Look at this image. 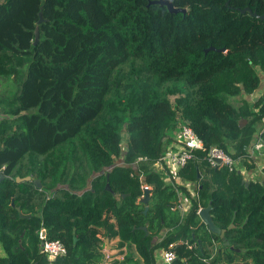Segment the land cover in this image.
Returning <instances> with one entry per match:
<instances>
[{"label":"trees","instance_id":"16d2710c","mask_svg":"<svg viewBox=\"0 0 264 264\" xmlns=\"http://www.w3.org/2000/svg\"><path fill=\"white\" fill-rule=\"evenodd\" d=\"M171 3L184 10L152 0H0V77L18 87L0 96V264L45 262L43 230L66 247L52 264H101L105 237L120 249L117 264H155V249L169 244L171 264H235L234 255L264 264L262 180L206 158L217 146L252 166L246 145L264 116V0ZM256 67L259 94L233 104L230 96L258 88ZM169 82L181 86L161 88ZM179 123L202 141L176 173L191 191L153 167ZM259 137L264 145V126ZM204 206L222 237L200 219Z\"/></svg>","mask_w":264,"mask_h":264},{"label":"built area","instance_id":"2783aa9c","mask_svg":"<svg viewBox=\"0 0 264 264\" xmlns=\"http://www.w3.org/2000/svg\"><path fill=\"white\" fill-rule=\"evenodd\" d=\"M176 137L177 144L174 146H169L165 150V152L161 156H159V158L153 163V166H160L161 169L163 167L165 170H168V172H170L174 177L178 176L176 174L177 170L182 167L184 163L190 158L192 151L194 149L200 148L202 145L201 139L193 132L189 125L184 123H179ZM125 148L126 143L124 144V149L122 148V155L119 157L120 159H122L123 157ZM254 153H258L261 157L257 164L258 168L260 169V167L264 163V145L261 142L259 136L251 144V146L247 148L248 156L253 158ZM206 158L211 166L224 165L228 170H240L239 160L232 157L223 149L217 146H210L208 148L206 152ZM215 159H219V161L217 162L215 161ZM131 165L135 166L134 163ZM175 183L183 184V182H178V177H176ZM145 187H148V185H144V188ZM180 206L181 203H179V209L181 210ZM39 236L41 238L40 250L44 254L45 258V262H43L44 264H52L53 260L66 252V247L61 240L48 239L45 237V232L43 231L39 232ZM170 245L171 244H169L167 248H160L158 252L163 264H171V259L174 257V252L170 249ZM107 256V254L106 256H104L105 259L107 258Z\"/></svg>","mask_w":264,"mask_h":264},{"label":"rangeland","instance_id":"374dc122","mask_svg":"<svg viewBox=\"0 0 264 264\" xmlns=\"http://www.w3.org/2000/svg\"><path fill=\"white\" fill-rule=\"evenodd\" d=\"M256 70L258 71V73H259V75H260V83L258 84V88L261 86V83H262V77H263V72L259 69V68H257L256 67ZM173 84V83H172ZM172 84H171V82H169V83H167L164 87H161V88H163V89H166V88H170L171 86H172ZM180 83H174L173 84V87H175V89L176 90H178L179 88H180ZM172 87V88H173ZM258 88H256V89H258ZM17 89H18V87H17V82L16 81H14V80H12V79H10V78H5V77H0V96L1 95H5V96H10V95H12V93H14V92H16L17 91ZM175 90V91H176ZM168 96L169 97H171V98H173L174 97V94H168ZM242 96H245L244 97V99H246V101H250V98H248V95H245V93H240L239 95H236V96H230L229 97V100L233 103V104H238L239 102H240V98L242 97ZM248 99H247V98ZM243 121H244V119L241 121L242 123H243ZM175 129H174V131H176L175 133H177V128H176V126L174 127ZM124 141L122 142V146H121V148H123L124 149ZM167 148L165 147V149H164V152H165V150H166ZM163 152V153H164ZM117 162H122V159H120L119 157L117 158V160H116ZM154 167V169H160V166H153ZM161 167H162V165H161ZM162 169H163V173L161 174V175H163V176H166L167 177V179H165L164 181H167V182H175V179L173 180V178L171 177V174L167 171V170H165L163 167H162ZM182 178V177H181ZM184 179V178H183ZM185 180V179H184ZM178 182H181L179 179H178ZM183 182V184H185V186H186V188L189 190V191H191L192 190V182H190V181H182ZM181 182V183H182ZM182 195L183 193L182 192H180L179 191V195ZM164 230V228H162L161 229V231H163ZM154 239H156V238H154ZM107 244L109 245V244H112V246H111V248L110 247H106L105 246V244H104V246H103V249H104V253H107V255L109 256H107V258L105 259V257L103 258V260H102V264H104V263H106V264H116L117 263V261L118 260H120L119 259V257H118V255H117V252L118 251H120V249L117 247V244H116V241L115 240H110L109 241V239L107 240ZM218 245V244H217ZM156 250V249H155ZM134 251V250H133ZM223 251H225V252H227V251H229V248L228 247H223ZM157 252V251H156ZM155 252V253H156ZM1 254H3V249H2V247H1V245H0V255ZM134 254H136V252L134 251ZM112 260H115L114 262H112ZM241 262V260L237 257V256H235L234 255V257H233V263H240Z\"/></svg>","mask_w":264,"mask_h":264},{"label":"crops","instance_id":"0c3cea01","mask_svg":"<svg viewBox=\"0 0 264 264\" xmlns=\"http://www.w3.org/2000/svg\"><path fill=\"white\" fill-rule=\"evenodd\" d=\"M259 92H260V87L258 88V89H255L253 92H250V93H245V95H248V98H250V100L251 99H254L258 94H259ZM243 98L245 97V96H242ZM247 98V97H246ZM247 98V99H248ZM264 126V116H262L261 118H259V119H256L255 121H254V123H253V128H254V131H253V133H252V137L250 138V141H249V144L248 145H246V149L248 148V147H250L251 146V144L256 140V138L259 136V132H260V130L262 129V127ZM176 131H174L173 132V136H172V139L170 140V142L166 145V148H168L169 146H171V145H176L177 144V142H176V135H177V133H175ZM261 159V157H260V155L258 154V153H254V156H253V158H252V166H250L249 168H244L243 166H241L240 165V172L242 173V175H243V177L245 178V179H247V178H258V179H260V180H264V174L261 172V170L258 168V162H259V160ZM158 172H160V174L161 173H163L164 171H163V169H156ZM168 171V170H167ZM170 173V172H169ZM171 174V173H170ZM171 177L173 178V180L174 179H176V177H178V179L182 182V181H185L183 178H181L180 176H173L172 174H171ZM162 178H163V180H165V179H167V177L166 176H163L162 175ZM165 182H167V181H165ZM179 200L181 201L180 203H181V211H185L186 209H187V207H188V200H187V198L185 197V195L184 194H180L179 195ZM164 231H165V229L163 230V231H159L156 235H154L153 236V238H156V239H159V238H161L162 236H163V233H164ZM110 241V240H109ZM104 242H105V246L108 248V247H110L111 248V246H112V244H107V240H106V238H104ZM218 243L217 242H215L214 243V247L215 248H218V245H217ZM159 250H160V248H157L155 251H154V258H155V264H163L162 263V261H161V259H160V257H159ZM157 251V252H156ZM156 252V253H155ZM106 254L107 253H105V256H106ZM117 255H118V253H117ZM118 257H119V259H121V255H118ZM115 260H112V262H114ZM102 263V262H101ZM42 264H44V263H42ZM117 264V263H116Z\"/></svg>","mask_w":264,"mask_h":264},{"label":"water","instance_id":"95a60500","mask_svg":"<svg viewBox=\"0 0 264 264\" xmlns=\"http://www.w3.org/2000/svg\"><path fill=\"white\" fill-rule=\"evenodd\" d=\"M153 2H158L159 4H165L166 5V7H167V9L169 10V11H183L184 10V8H182V7H175V6H173L172 5V3H171V0H152ZM241 11H244V10H248L249 11V13H251V14H254V15H257V14H255L254 12H252L247 6H244L243 8H241L240 9ZM39 20L38 21H40L41 20V12H39ZM259 17H264V13L263 14H260V15H258ZM38 29H36L35 30V39H34V41L38 38ZM220 49H222V48H220ZM255 99V98H254ZM240 124H242V122L240 123ZM215 161H219V159H215ZM29 179H31V176L28 174V175H24V176H16V180L17 181H20V180H29ZM34 182H35V184H36V186H38V187H40L41 186V182H40V179L39 178H35L34 179ZM262 183L264 184V180H262ZM149 190H150V188L149 187H145L144 188V194H143V196L140 198V201L141 202H143V203H147V201H148V199H149ZM16 209L17 210H20V207L19 206H16ZM147 210V205H145V207H144V211H146ZM208 210H209V207L208 206H204V207H200L198 210H197V212H198V214H199V217H200V219L206 224V226H207V228L209 229V230H212V231H215V232H218V234H219V236L220 237H222V235H223V229H218L213 223H212V221H211V219H210V216H209V212H208ZM179 211L181 212V210L179 209ZM21 215L22 216H29V214H22L21 213ZM231 225V223L228 225V226H230ZM145 231H146V233H147V228H146V226L145 225H142L141 226ZM43 232H44V230H43ZM106 238V240H108V237H105ZM223 244H227V241H223Z\"/></svg>","mask_w":264,"mask_h":264}]
</instances>
